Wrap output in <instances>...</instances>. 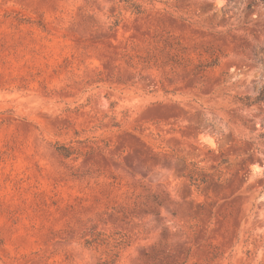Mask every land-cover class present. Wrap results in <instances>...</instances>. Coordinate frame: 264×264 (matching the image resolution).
Returning <instances> with one entry per match:
<instances>
[{"label": "rangeland", "instance_id": "374dc122", "mask_svg": "<svg viewBox=\"0 0 264 264\" xmlns=\"http://www.w3.org/2000/svg\"><path fill=\"white\" fill-rule=\"evenodd\" d=\"M261 95V0H0V264H264Z\"/></svg>", "mask_w": 264, "mask_h": 264}, {"label": "trees", "instance_id": "16d2710c", "mask_svg": "<svg viewBox=\"0 0 264 264\" xmlns=\"http://www.w3.org/2000/svg\"><path fill=\"white\" fill-rule=\"evenodd\" d=\"M262 2H264V0H261ZM250 8V7H249ZM169 48L170 49H175L173 46H169ZM145 62H147V60L145 61ZM149 62H151V61H149ZM218 65V59H214L211 63H209L208 64V66H206V67H215V66H217ZM261 100H264V95H261V96H259L258 98H257V100L256 101H261ZM56 150L62 155V156H64V157H66V158H69V157H71L73 154H74V151L72 150V148H70V147H67L66 145H60V146H57L56 147ZM192 178V180H194L193 179V177H191ZM94 241H88V244H91V243H93ZM104 264H110L109 262H106V263H104Z\"/></svg>", "mask_w": 264, "mask_h": 264}]
</instances>
